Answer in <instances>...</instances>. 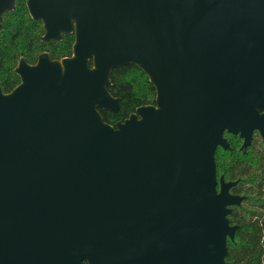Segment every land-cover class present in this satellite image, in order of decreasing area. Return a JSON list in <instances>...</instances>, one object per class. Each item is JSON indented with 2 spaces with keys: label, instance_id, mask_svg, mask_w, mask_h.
Wrapping results in <instances>:
<instances>
[{
  "label": "water",
  "instance_id": "obj_1",
  "mask_svg": "<svg viewBox=\"0 0 264 264\" xmlns=\"http://www.w3.org/2000/svg\"><path fill=\"white\" fill-rule=\"evenodd\" d=\"M17 0H0L2 15ZM42 40L0 86V264H229L232 195L214 153L264 141V0H26ZM155 88L115 125L111 71Z\"/></svg>",
  "mask_w": 264,
  "mask_h": 264
},
{
  "label": "trees",
  "instance_id": "obj_2",
  "mask_svg": "<svg viewBox=\"0 0 264 264\" xmlns=\"http://www.w3.org/2000/svg\"><path fill=\"white\" fill-rule=\"evenodd\" d=\"M43 32L42 22L30 17L24 0H17L13 10L3 13L2 28L0 29V85L3 92L10 91L19 82L13 69L19 56H23L28 62H34L36 55L44 51H47L53 59L71 54L73 32L65 33L60 40H42ZM110 79L109 92L114 96H119L121 100L117 112L98 107L106 122L115 125L117 120L127 117L138 105L154 103L155 88L148 80L147 75L135 64L129 63L114 68L111 71ZM222 152L226 155L227 151ZM240 154L242 155V153ZM217 157L216 153V160ZM238 221L236 237L238 241L231 244V248L244 256L252 251L253 246L250 241H259L261 226L257 219L241 218Z\"/></svg>",
  "mask_w": 264,
  "mask_h": 264
},
{
  "label": "flooded vegetation",
  "instance_id": "obj_3",
  "mask_svg": "<svg viewBox=\"0 0 264 264\" xmlns=\"http://www.w3.org/2000/svg\"><path fill=\"white\" fill-rule=\"evenodd\" d=\"M24 4L26 6V0H24ZM40 53L36 55L34 62H28L23 56H19L13 68L19 78L17 84L20 83V77L16 72L19 60L23 58L26 63L34 64ZM14 87H12V89ZM222 135L228 143V147L223 148L221 145H217L215 149L216 188L219 191V178L222 176L225 182H232L228 187V192L232 195L242 196L238 204L228 205V207L231 208V212L227 215L229 223L235 224L237 227L234 231L233 239L227 237V255L225 256V261L229 264H264V141L259 130L255 128L251 133L249 143L245 149L242 150L241 145L243 143V137L239 136L238 133L232 134L227 130H223ZM222 151H227L226 155H224ZM216 153L218 154L217 160ZM241 218L248 220L257 219L260 221L261 226L258 238L259 241L256 242L251 240L250 244L253 246L252 251H249L248 254L244 256L239 251H233L231 248V244H235L238 241L236 239L239 227L238 220ZM228 242L230 243L228 244ZM249 255L252 256L248 257Z\"/></svg>",
  "mask_w": 264,
  "mask_h": 264
}]
</instances>
